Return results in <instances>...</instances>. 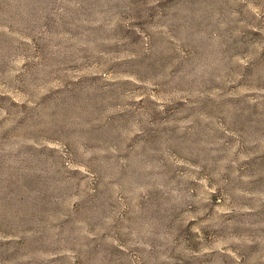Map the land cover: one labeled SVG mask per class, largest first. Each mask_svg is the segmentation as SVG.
<instances>
[{
  "label": "rangeland",
  "instance_id": "1",
  "mask_svg": "<svg viewBox=\"0 0 264 264\" xmlns=\"http://www.w3.org/2000/svg\"><path fill=\"white\" fill-rule=\"evenodd\" d=\"M0 264H264V0H0Z\"/></svg>",
  "mask_w": 264,
  "mask_h": 264
}]
</instances>
